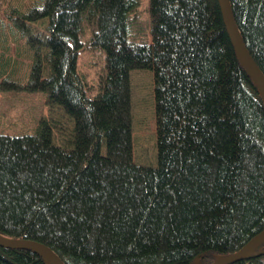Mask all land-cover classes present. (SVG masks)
I'll return each instance as SVG.
<instances>
[{
  "label": "trees",
  "instance_id": "obj_1",
  "mask_svg": "<svg viewBox=\"0 0 264 264\" xmlns=\"http://www.w3.org/2000/svg\"><path fill=\"white\" fill-rule=\"evenodd\" d=\"M31 1L0 0V92L44 93L71 129L58 140L59 121L40 116L34 133L0 132L1 234L65 264H212L264 231V104L219 0H149L152 42L129 37L140 0ZM229 3L264 72V0ZM40 20L43 38L29 26ZM22 40L24 82L13 71ZM95 50L105 61L91 59L90 86L79 56ZM135 69L154 74L155 166L134 160ZM262 250L232 264H264ZM0 264L52 263L0 246Z\"/></svg>",
  "mask_w": 264,
  "mask_h": 264
},
{
  "label": "rangeland",
  "instance_id": "obj_2",
  "mask_svg": "<svg viewBox=\"0 0 264 264\" xmlns=\"http://www.w3.org/2000/svg\"><path fill=\"white\" fill-rule=\"evenodd\" d=\"M16 5H20L23 10L32 3L31 0H8ZM40 0L36 5H40ZM149 0H140V4L132 14L129 37L139 41L152 42V17L149 11ZM48 21V19H47ZM47 21L40 20L30 26L34 36L45 37L48 35ZM17 28V27H15ZM91 30L89 27L88 29ZM27 33L26 31L25 36ZM16 34V33H15ZM12 35V33H10ZM13 47V46H12ZM14 49L19 50L17 60L13 66L14 79L24 82L29 76L32 65V51L25 40L17 44ZM103 54V55H102ZM103 58V61H102ZM91 59L99 60L102 64L105 55L98 50L87 52L79 56V70L83 76L87 77L90 86L96 82L94 68ZM132 90V140L134 141V160L138 164L155 166L156 163V143L157 126L155 115L154 99V74L152 70L135 69L131 72ZM91 91L90 93H95ZM45 94L42 92L26 93L15 91L0 92V132L10 135L30 134L36 131L40 116H46L55 123L54 136L61 140L63 133H68L71 129V122L58 107H49L45 104Z\"/></svg>",
  "mask_w": 264,
  "mask_h": 264
},
{
  "label": "water",
  "instance_id": "obj_3",
  "mask_svg": "<svg viewBox=\"0 0 264 264\" xmlns=\"http://www.w3.org/2000/svg\"><path fill=\"white\" fill-rule=\"evenodd\" d=\"M219 5L221 8L224 24L226 25L232 44L256 82L264 104V72L261 70L253 56H251L244 40L240 36L239 30L233 19L229 0H219ZM262 240H264V231L257 234L249 243H247L238 251L212 264H232L234 262L244 260L252 254L254 248ZM0 246L20 249H33L41 252L45 257L50 259L53 264H65L57 253H55L48 246L39 242L29 240H13L0 234ZM263 252L264 250L261 251V253Z\"/></svg>",
  "mask_w": 264,
  "mask_h": 264
}]
</instances>
